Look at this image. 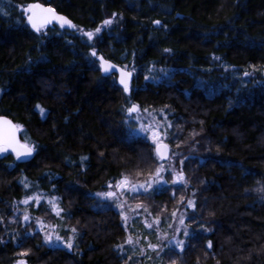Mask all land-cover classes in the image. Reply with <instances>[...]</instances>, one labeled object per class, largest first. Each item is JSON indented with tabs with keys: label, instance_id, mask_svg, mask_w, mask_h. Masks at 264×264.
<instances>
[{
	"label": "trees",
	"instance_id": "trees-1",
	"mask_svg": "<svg viewBox=\"0 0 264 264\" xmlns=\"http://www.w3.org/2000/svg\"><path fill=\"white\" fill-rule=\"evenodd\" d=\"M36 3L72 27L31 28L24 9ZM99 57L131 71L127 91ZM263 71L264 0H0V116L33 148L26 160L0 152V264H134L121 213L97 200L160 167L129 128L133 104L164 115L183 174L135 196L160 220L186 205L189 235L164 264H264ZM30 189L59 200L71 248L48 246L34 224L7 235Z\"/></svg>",
	"mask_w": 264,
	"mask_h": 264
},
{
	"label": "rangeland",
	"instance_id": "rangeland-1",
	"mask_svg": "<svg viewBox=\"0 0 264 264\" xmlns=\"http://www.w3.org/2000/svg\"><path fill=\"white\" fill-rule=\"evenodd\" d=\"M28 18V6L24 9ZM97 32V31H96ZM100 65V61H99ZM131 74V71H129ZM248 73V72H245ZM244 78L251 77L248 73ZM264 82V71L261 74ZM128 121L131 132L135 135L148 138L154 147L163 141L168 123L160 112L140 113L130 115ZM7 149H0L3 154ZM183 180V174L175 166L173 160L160 163L156 174L143 183H131L125 179L118 180L107 185L102 193L113 192V196L98 195L100 205L109 204L115 207L122 215L124 225L127 227L128 236L124 251L130 255L131 263L134 264H164L163 253L168 248L179 250L182 246L177 241L184 242L189 235L190 227L185 222L184 208H179L167 219L160 220L139 203L135 202V196L144 193L158 192L164 188L178 186ZM27 201V202H25ZM191 207V206H190ZM55 222H52V218ZM62 209L59 200L43 191L30 189L29 194L19 201L13 210V215L7 220L5 228L7 235L16 239L15 226L21 229L27 225H35L34 230L41 232L48 246H65L71 248L74 243L73 233L67 234L61 228ZM25 216L28 217L25 220ZM69 242L71 247L68 246ZM155 246V247H152Z\"/></svg>",
	"mask_w": 264,
	"mask_h": 264
},
{
	"label": "water",
	"instance_id": "water-1",
	"mask_svg": "<svg viewBox=\"0 0 264 264\" xmlns=\"http://www.w3.org/2000/svg\"><path fill=\"white\" fill-rule=\"evenodd\" d=\"M36 4H39L42 6V8L44 9H48V8H51L54 10L55 14L57 16H62L64 18H66L64 15L58 13L54 8H52L51 6H48V5H44V4H40V3H36ZM34 5V4H33ZM33 12H37L39 13V10L38 9H33V10H29V14H28V17L29 16H32L33 15ZM67 20H69L68 18H66ZM28 20V24L31 28L32 27V24L31 22L29 21V19L27 18ZM70 21V20H69ZM161 23L159 24H156L154 23L155 26H159ZM52 25H58V26H61V22L58 21V20H52L50 23H47V24H43L41 27H47V26H52ZM62 27H67V28H71L72 27V23L71 25L69 24H63ZM34 29V28H33ZM99 61H100V71L105 74V75H113L115 74L117 76V80H118V84L121 86V87H124L123 84H121V76H122V73H124V79L126 80L128 86L129 84L131 83L132 81V75L130 74V72L125 69L124 67H121V66H118L116 64H114L113 62L109 61V60H104L102 59L101 57L98 58ZM107 62V63H105ZM109 65H111V67H109ZM105 68H108L107 71H105ZM135 105V104H133ZM132 105V106H133ZM131 106V107H132ZM136 106V109L132 112H129L128 111V114L129 115H134L136 114V112L138 111V106ZM130 107V108H131ZM0 148H5L7 149L8 151H10L12 154H14L19 160H26L28 158H30L33 154V151L31 153V155H20V156H17V153L16 151L13 150V147L17 145V142L19 145H24V143L21 142L20 138H19V130H18V127H16L17 125L11 120L9 119L8 117L6 116H0ZM4 121H10V125L9 124H5ZM14 137V139H13ZM12 141V144L10 146L9 144V141ZM161 145H167L165 143H160ZM154 151H155V155L157 156V158L162 162V161H166L168 160L169 158V147L167 145V148H163L161 147L160 149V152L157 151V145L154 147Z\"/></svg>",
	"mask_w": 264,
	"mask_h": 264
},
{
	"label": "snow or ice",
	"instance_id": "snow-or-ice-1",
	"mask_svg": "<svg viewBox=\"0 0 264 264\" xmlns=\"http://www.w3.org/2000/svg\"><path fill=\"white\" fill-rule=\"evenodd\" d=\"M33 9H38L39 10V13L33 12V15L32 16H29L28 19L31 22L32 27L36 31H39L40 30V27L43 24L50 23L52 20H58V21H60L61 22V26H63V24H69V25H71V21L67 20L66 18H64L62 16H57L55 14L54 10L51 9V8L44 9L39 4H34V5H29L28 6V10H33ZM104 23L105 24H109V23H111V21L110 20H106V21H104ZM154 23L159 24L160 22L159 21H154ZM96 31L99 32L100 29L97 28ZM87 35L89 36V38H91L93 34L91 32H89V33H87ZM166 51H168V50L166 49ZM93 54H95V53H93ZM105 63H107V62H105ZM109 67H111V65H109ZM107 70H108V68H105V71H107ZM247 74L248 73H245V75H247ZM120 82H121V84L124 85L125 91H127L128 90V84H127L126 80L124 79V73H122L121 81ZM37 107L39 108L40 106L37 105ZM135 109H136V106L133 105L131 108L128 109V111L129 112H132ZM40 110H41V112L44 111L43 108H41ZM0 119H2V118H0ZM4 123L10 125L11 122L10 121H4ZM16 127H18V126H16ZM13 139H14V137H13ZM9 144L11 146V144H12V141L11 140L9 141ZM161 147H163V148L166 149L167 148V145H161L159 142H157V151L158 152H160ZM13 150L16 151L17 156H20L22 154L23 155H31V153L33 151V148L30 147V146H28L27 144L19 145L18 142H17V145L13 147ZM97 195L113 196L114 193L113 192L98 193ZM25 202H27V201H25ZM189 205L190 206L192 205V202L191 201H189ZM27 219H28V217L25 216V220H27ZM177 244H179V245L182 246L183 245V242L182 241H177ZM68 246L71 247V243L70 242H69ZM209 246H211V242H209ZM152 247H155V246H152ZM25 255H26V253H25ZM18 264H25V262L24 261H19Z\"/></svg>",
	"mask_w": 264,
	"mask_h": 264
}]
</instances>
